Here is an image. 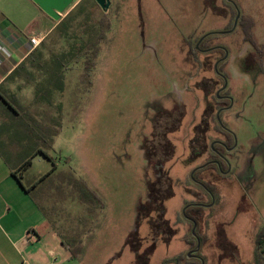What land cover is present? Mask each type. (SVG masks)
<instances>
[{
  "label": "rangeland",
  "instance_id": "rangeland-1",
  "mask_svg": "<svg viewBox=\"0 0 264 264\" xmlns=\"http://www.w3.org/2000/svg\"><path fill=\"white\" fill-rule=\"evenodd\" d=\"M81 1L66 20L56 22L29 64L5 86L6 91L21 92L17 100L22 105L35 101L39 106H57L61 112L62 132L51 141L54 163L39 156L28 175L40 178L54 165L58 173L34 196L69 243L82 238L93 220L101 221L94 248L83 263L73 264H161L191 247L194 235L189 220L179 216L191 166L182 162L186 140L180 132L183 139L175 142L177 153L168 163L171 178L181 184L174 182L175 197L166 202L172 231L165 241L149 225L148 209L140 207L147 200L146 181L152 178L146 170L145 140L163 108L186 107L187 119L195 104L220 105L215 95L200 92L203 71H189L181 59L188 41H197L211 30L230 28L236 11L227 0H110L108 11L95 0H78L77 4ZM230 1L238 5L241 16L254 20L255 38L263 45L264 0ZM118 6L120 16L116 15ZM104 13L111 19L110 43L102 45L98 65L88 73L77 55L96 36ZM46 19L42 30L55 23ZM243 37L238 28L214 35L208 43L221 44L231 52L233 62L227 72L234 105L223 120L236 134L238 149L257 156L256 173L207 179L217 187L221 204L202 214L206 242L201 254L206 264H251L264 223V71L259 61L251 74L241 71L239 58L246 52L248 58L251 53L255 56ZM204 74L214 78V64ZM9 100L18 104L16 99ZM186 131L184 124L182 132ZM253 142L257 147L252 148ZM59 181H67V186L58 188ZM88 188L102 199L103 210ZM41 191L52 194L51 199ZM56 203L57 210L52 209ZM156 213L152 211V219Z\"/></svg>",
  "mask_w": 264,
  "mask_h": 264
},
{
  "label": "flooded vegetation",
  "instance_id": "flooded-vegetation-1",
  "mask_svg": "<svg viewBox=\"0 0 264 264\" xmlns=\"http://www.w3.org/2000/svg\"><path fill=\"white\" fill-rule=\"evenodd\" d=\"M227 1L237 10L238 16V13L240 14L238 5L230 0ZM236 18L230 28L211 30L197 41H188V50L184 52L181 59L182 64L189 71L194 73L198 68L203 71L198 83L201 88L200 92L207 96L215 95L217 103L220 105L214 106L209 102L206 105L203 104L202 107L193 103L192 115L187 119L188 108L186 109V107L163 108L157 114V118L152 121L153 132L150 138L145 140L143 148L146 170H148V175L152 174V178L148 177L146 181L147 200L140 207L148 209L149 225L163 234L165 241L169 240V233L172 231L170 228L172 223L166 218V202L175 197L174 182L178 185L181 184L180 180L171 178L169 167L177 153L175 142L183 139L180 132L186 140V154L183 155L182 162L191 166L187 173L185 185L187 187L184 188V198L179 215L189 220V230L193 231L194 235L189 241L191 247L185 254L181 253L166 258L161 264H186V260H194L191 264H206V258L201 254L204 242H206L203 237V228L206 223L203 224V227L201 226L202 214L204 209L213 210L221 204V195L217 187L208 183L207 179L210 176L218 181L222 177L231 175L239 174L247 177L256 173L255 158L257 156L241 152L238 149L236 134L230 131L228 123L223 120L224 113L231 110L234 105L227 72L229 64L233 62L231 52L221 44L211 43L209 45L208 43L214 35L230 34L238 28L243 32L241 24L238 23L240 18L235 25ZM207 37H209L208 40ZM245 44L254 50L255 56L251 53L252 56L248 58L249 53L244 52L245 54L239 58V64L242 65H239L241 71L251 74L252 70L257 67L258 61L260 69L264 71V55L261 56L251 44ZM258 44L261 51L264 52V44L259 42ZM198 53L212 54V57H198ZM212 64H214V78L204 74L205 68ZM263 71L261 72L263 73ZM213 121L216 125H212ZM184 124L187 126L186 132H182ZM253 143L252 148L257 147V143ZM259 154L263 155L261 153L257 155ZM169 161L170 163H168ZM195 163L198 164L195 165ZM208 186L213 187L214 190L212 191ZM152 211L157 212L155 219H152ZM263 226L264 223L260 224V227ZM253 252L254 247L251 253ZM250 262L252 264V260Z\"/></svg>",
  "mask_w": 264,
  "mask_h": 264
},
{
  "label": "crops",
  "instance_id": "crops-1",
  "mask_svg": "<svg viewBox=\"0 0 264 264\" xmlns=\"http://www.w3.org/2000/svg\"><path fill=\"white\" fill-rule=\"evenodd\" d=\"M46 18L31 0H0V97L16 99L20 105L14 100L16 113L6 109L0 100V264L77 262L64 245L68 242L65 233L59 232L34 196L41 185L58 173V166L55 165V171L45 179L51 171L36 179L28 175L37 157L53 161L51 141L62 132L60 109L35 105V101L22 105L17 100L21 92L5 90L9 77L27 66L28 59L40 47L33 48L30 40L37 37L44 41L56 26L55 22L49 29L42 30ZM31 121L37 122L34 128L29 125ZM29 159H32L31 166L19 172ZM15 172H18L17 177ZM59 178L67 179L66 175ZM61 185L67 186V181L62 184L59 181L58 188ZM41 193L51 199L52 194ZM53 205L52 209L57 210V203Z\"/></svg>",
  "mask_w": 264,
  "mask_h": 264
},
{
  "label": "trees",
  "instance_id": "trees-1",
  "mask_svg": "<svg viewBox=\"0 0 264 264\" xmlns=\"http://www.w3.org/2000/svg\"><path fill=\"white\" fill-rule=\"evenodd\" d=\"M78 2V0H77ZM77 2L72 6L65 14V18L62 20H66L72 12H74L80 5H82V1L77 4ZM87 2V1H86ZM89 8V4L87 7V10ZM235 9V8H234ZM239 9V8H238ZM120 6L116 9V15L120 16ZM236 11V16H237V10ZM107 14L104 13L101 19L98 22L99 28L97 31L96 36L89 41V43L78 53L77 58L83 61L84 69L86 72H91L93 71L96 66L98 65V59L100 56V53L102 51V45H108L110 43V38H109V32L111 29V22L109 18L106 16ZM61 20V21H62ZM60 21V22H61ZM244 34V41L245 43L251 44L259 53L260 55H264V52L261 51V48L255 38L254 35V27H255V22L251 18H245L241 16L240 22ZM209 37L206 39L208 40ZM44 41L42 42V44ZM42 44L40 46H42ZM39 49V48H38ZM37 49V50H38ZM35 51V53L37 52ZM31 55V57L28 59L30 61L32 57L35 55ZM18 73V72H17ZM15 73V75L17 74ZM15 75H11L8 79V81L12 80ZM2 89V88H1ZM0 89V91H2ZM0 100H2V105L5 106L6 108L16 112V109L14 108L13 102L5 97H0ZM17 113V112H16ZM24 115L22 116V118ZM32 123H29L30 127L34 128L35 125H37V122L31 121ZM34 122V123H33ZM53 162V161H52ZM54 163V162H53ZM32 164V159L27 160L20 168L19 172L22 170H26L29 168ZM55 166V165H54ZM55 171V167L52 168L51 172L44 177V179L49 176L52 172ZM14 175L17 177L18 172H15ZM42 179V180H44ZM209 189L212 191L214 190L213 187L208 186ZM88 190L90 191L91 195L95 198V200L98 202L100 205L101 210L104 209V202L102 201L101 198H99L97 192L91 191L89 188ZM28 193L31 192V189L26 190ZM101 221H98V218L96 220H93L90 227L86 231L85 235L76 241L75 243H69L65 242L64 245L67 247V249L70 251L72 260L77 261L79 263H82L86 260L87 255L90 253V251L94 248L96 242H97V237H98V230H100L102 227L100 226ZM188 260H186L187 262ZM252 264H264V226L259 230L256 240H255V248L253 252V259H252Z\"/></svg>",
  "mask_w": 264,
  "mask_h": 264
},
{
  "label": "water",
  "instance_id": "water-1",
  "mask_svg": "<svg viewBox=\"0 0 264 264\" xmlns=\"http://www.w3.org/2000/svg\"><path fill=\"white\" fill-rule=\"evenodd\" d=\"M35 3L48 17L55 22H60L63 15L77 2V0H31ZM96 3L104 10L108 11L111 6L110 0H95ZM240 18H236L235 25Z\"/></svg>",
  "mask_w": 264,
  "mask_h": 264
},
{
  "label": "built area",
  "instance_id": "built-area-1",
  "mask_svg": "<svg viewBox=\"0 0 264 264\" xmlns=\"http://www.w3.org/2000/svg\"><path fill=\"white\" fill-rule=\"evenodd\" d=\"M42 41H43V39L34 37L30 40V43H31L33 48H37L41 45Z\"/></svg>",
  "mask_w": 264,
  "mask_h": 264
}]
</instances>
